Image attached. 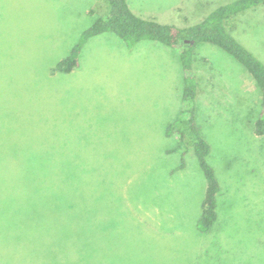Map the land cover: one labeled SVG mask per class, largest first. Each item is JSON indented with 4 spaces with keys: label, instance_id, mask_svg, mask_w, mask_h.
<instances>
[{
    "label": "rangeland",
    "instance_id": "1",
    "mask_svg": "<svg viewBox=\"0 0 264 264\" xmlns=\"http://www.w3.org/2000/svg\"><path fill=\"white\" fill-rule=\"evenodd\" d=\"M233 1L127 0L177 27ZM103 10L101 0H0V185L6 162L46 155V197L0 191V264H264L253 78L220 48L194 47L197 125L219 183L217 219L199 233L203 173L192 149L178 171L182 151L166 152L182 109L177 52L154 41L128 50L106 33L88 40L78 68L52 71ZM227 27L264 63V5Z\"/></svg>",
    "mask_w": 264,
    "mask_h": 264
},
{
    "label": "trees",
    "instance_id": "2",
    "mask_svg": "<svg viewBox=\"0 0 264 264\" xmlns=\"http://www.w3.org/2000/svg\"><path fill=\"white\" fill-rule=\"evenodd\" d=\"M101 1L104 4L102 14L81 32L69 54L58 61L52 71L68 74L78 68L79 55L84 45L88 40L106 33L122 40L128 50L141 41H154L177 52L183 72L182 109L178 117L165 129L166 137H176L175 145L166 152L172 154L182 151L180 164L174 169L178 171L185 166L184 154L188 149H192L206 183L195 227L199 233H207L217 219L216 197L219 183L213 168L207 162L210 145L201 135L197 125L198 77L194 68L196 59L193 51L199 43L212 44L248 71L260 91V110L253 124V133L259 137L264 136V63L236 40L227 27L230 17L264 5V0H235L217 7L203 20L188 27L143 19L134 14L127 0ZM6 163L8 166L2 171L0 185V191L4 195L24 193L27 191L26 187H30L26 192L28 195L46 197V184L42 181V178L46 179V155H19L13 169L9 168L11 162ZM53 174L54 171L51 176ZM1 209L3 210V207Z\"/></svg>",
    "mask_w": 264,
    "mask_h": 264
},
{
    "label": "crops",
    "instance_id": "3",
    "mask_svg": "<svg viewBox=\"0 0 264 264\" xmlns=\"http://www.w3.org/2000/svg\"><path fill=\"white\" fill-rule=\"evenodd\" d=\"M85 46V45H84ZM197 73V72H196ZM197 77H198V74H197Z\"/></svg>",
    "mask_w": 264,
    "mask_h": 264
}]
</instances>
